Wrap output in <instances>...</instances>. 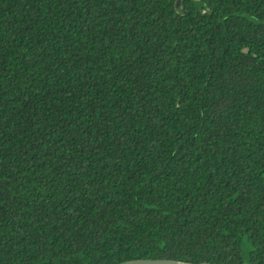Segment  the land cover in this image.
<instances>
[{"label": "trees", "instance_id": "16d2710c", "mask_svg": "<svg viewBox=\"0 0 264 264\" xmlns=\"http://www.w3.org/2000/svg\"><path fill=\"white\" fill-rule=\"evenodd\" d=\"M264 264V0H0V264Z\"/></svg>", "mask_w": 264, "mask_h": 264}, {"label": "water", "instance_id": "95a60500", "mask_svg": "<svg viewBox=\"0 0 264 264\" xmlns=\"http://www.w3.org/2000/svg\"><path fill=\"white\" fill-rule=\"evenodd\" d=\"M120 264H190V263L169 261V260H134V261L123 262ZM201 264H208V263H201Z\"/></svg>", "mask_w": 264, "mask_h": 264}]
</instances>
